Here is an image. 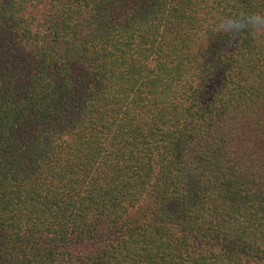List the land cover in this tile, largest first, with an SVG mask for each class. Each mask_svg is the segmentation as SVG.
I'll use <instances>...</instances> for the list:
<instances>
[{
	"label": "trees",
	"instance_id": "trees-1",
	"mask_svg": "<svg viewBox=\"0 0 264 264\" xmlns=\"http://www.w3.org/2000/svg\"><path fill=\"white\" fill-rule=\"evenodd\" d=\"M264 0H0V264H264Z\"/></svg>",
	"mask_w": 264,
	"mask_h": 264
},
{
	"label": "clouds",
	"instance_id": "clouds-1",
	"mask_svg": "<svg viewBox=\"0 0 264 264\" xmlns=\"http://www.w3.org/2000/svg\"><path fill=\"white\" fill-rule=\"evenodd\" d=\"M214 31L230 35L233 42H237L244 32H248L253 39H262L264 13L242 11L236 15L220 16L215 22Z\"/></svg>",
	"mask_w": 264,
	"mask_h": 264
}]
</instances>
